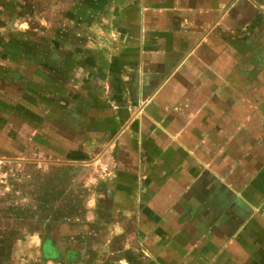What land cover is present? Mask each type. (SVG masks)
<instances>
[{"label":"crops","instance_id":"0c3cea01","mask_svg":"<svg viewBox=\"0 0 264 264\" xmlns=\"http://www.w3.org/2000/svg\"><path fill=\"white\" fill-rule=\"evenodd\" d=\"M87 4L111 26L83 53L105 74L62 155L110 170L94 264H264V0Z\"/></svg>","mask_w":264,"mask_h":264},{"label":"rangeland","instance_id":"374dc122","mask_svg":"<svg viewBox=\"0 0 264 264\" xmlns=\"http://www.w3.org/2000/svg\"><path fill=\"white\" fill-rule=\"evenodd\" d=\"M75 1L0 0V264H94L95 256H111L89 233L111 218L109 167L62 155L72 147L79 97L104 79L102 72L95 80V60L83 53L107 45L98 35L111 27L98 11L89 15L87 0H79L74 22ZM98 141L94 158L107 142Z\"/></svg>","mask_w":264,"mask_h":264}]
</instances>
